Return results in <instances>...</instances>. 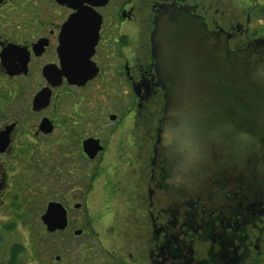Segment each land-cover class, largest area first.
Listing matches in <instances>:
<instances>
[{
	"label": "flooded vegetation",
	"instance_id": "af4514ba",
	"mask_svg": "<svg viewBox=\"0 0 264 264\" xmlns=\"http://www.w3.org/2000/svg\"><path fill=\"white\" fill-rule=\"evenodd\" d=\"M174 17L264 61V0H0V133L10 128L0 218L9 228L24 226L42 196L40 220L49 203L67 211V228L50 233L60 246L85 235L71 232V216L87 209L100 243L145 246V255L108 252L113 264H264V138L242 150L231 138L215 144L209 130L204 144L169 134L153 35ZM88 139L102 147L94 158Z\"/></svg>",
	"mask_w": 264,
	"mask_h": 264
},
{
	"label": "water",
	"instance_id": "95a60500",
	"mask_svg": "<svg viewBox=\"0 0 264 264\" xmlns=\"http://www.w3.org/2000/svg\"><path fill=\"white\" fill-rule=\"evenodd\" d=\"M153 38L159 84L167 101L165 120L170 123L169 134L174 142L178 144L183 138L184 144H201L207 130L218 137L215 144H224L231 138L227 144L242 150H246V144L263 140L264 61L252 49L233 51L227 36L209 35L201 22L186 18L160 21ZM237 91L239 97L231 100ZM41 98V94L35 98V108ZM252 108L259 117L258 127L247 121L246 112ZM238 109L241 113L235 111ZM49 127V122L43 121L45 132L50 131ZM251 129L255 136L248 132ZM9 132L10 128L0 133V153L9 146ZM189 132L193 139L187 137ZM84 146L91 158L102 149L99 141L92 139L85 141ZM41 221L48 233L65 230L67 211L60 204L49 203ZM82 233L83 229L74 231L75 236Z\"/></svg>",
	"mask_w": 264,
	"mask_h": 264
},
{
	"label": "rangeland",
	"instance_id": "374dc122",
	"mask_svg": "<svg viewBox=\"0 0 264 264\" xmlns=\"http://www.w3.org/2000/svg\"><path fill=\"white\" fill-rule=\"evenodd\" d=\"M25 94L29 96L32 94V91L30 92V90L27 89L25 90ZM106 99L107 91L104 93L105 112L108 110ZM114 113L117 114V110L114 109ZM4 119L5 116L0 114V124L3 123ZM112 124V122H105L104 127L102 124L105 134H108L111 131ZM139 135L140 133L138 136ZM120 139L121 133L117 136V144H119ZM4 159H6V157H4ZM14 159H17V157ZM95 197L97 201L100 200L99 196ZM37 202V210L28 212V217L25 220L28 224L24 223V226L18 225L17 228L11 229L9 228V223H11L10 220H4L7 215L0 218V264H8L12 250L14 248L17 249L18 247L22 248L17 257L18 264H61L55 260V257L58 254H60L63 259L66 258L67 261H69L64 264H83L84 256L87 254L93 257L91 264H99V262L102 264H113L110 261H106L112 258V255L109 254L110 252L117 251L119 254L127 255L129 253L138 254V251L143 250V255L146 253L145 246H140L138 241L133 238H131L129 243L126 244H117L116 240L112 238L109 239V242L100 243L96 233L97 228L95 217L97 216V213L95 210L90 209H87L80 214L73 213L71 216V232L73 229L83 228L85 230V235L80 238H73L70 234H66L74 241V245L71 246V244L67 242L65 248H58V245H55V247L50 246L48 243V233L45 231L40 220V215L43 213L47 204V198L39 196ZM40 207H42V211ZM131 229L137 234L135 226L131 227ZM108 234L111 233L108 231ZM31 238H35L33 246L30 241ZM101 258L103 260H101Z\"/></svg>",
	"mask_w": 264,
	"mask_h": 264
},
{
	"label": "trees",
	"instance_id": "16d2710c",
	"mask_svg": "<svg viewBox=\"0 0 264 264\" xmlns=\"http://www.w3.org/2000/svg\"><path fill=\"white\" fill-rule=\"evenodd\" d=\"M47 234V233H46ZM61 234H48V243L50 246H55V245H58V248H61V247H66V246H60L59 244L61 243L60 240H61ZM68 242L72 245H74V241L71 240V239H68ZM35 243V238H31V244L33 246V244ZM21 247H18L17 249L14 248L11 252V256L9 257V261H8V264H18V260H17V257L21 251ZM93 260V257L90 256L89 254L85 255L84 256V259H83V264H91Z\"/></svg>",
	"mask_w": 264,
	"mask_h": 264
},
{
	"label": "bare ground",
	"instance_id": "6f19581e",
	"mask_svg": "<svg viewBox=\"0 0 264 264\" xmlns=\"http://www.w3.org/2000/svg\"><path fill=\"white\" fill-rule=\"evenodd\" d=\"M201 144H204V142H202Z\"/></svg>",
	"mask_w": 264,
	"mask_h": 264
}]
</instances>
